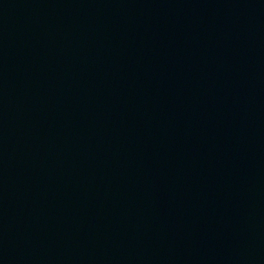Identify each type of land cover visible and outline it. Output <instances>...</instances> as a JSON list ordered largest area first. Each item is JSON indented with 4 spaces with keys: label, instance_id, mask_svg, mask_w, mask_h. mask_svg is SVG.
Returning <instances> with one entry per match:
<instances>
[{
    "label": "water",
    "instance_id": "1",
    "mask_svg": "<svg viewBox=\"0 0 264 264\" xmlns=\"http://www.w3.org/2000/svg\"><path fill=\"white\" fill-rule=\"evenodd\" d=\"M0 264H264V0H0Z\"/></svg>",
    "mask_w": 264,
    "mask_h": 264
}]
</instances>
